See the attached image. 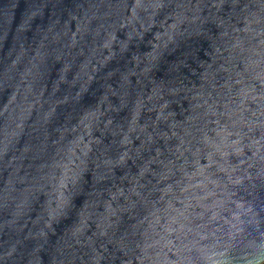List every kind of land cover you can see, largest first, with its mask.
Instances as JSON below:
<instances>
[{
    "label": "water",
    "instance_id": "obj_1",
    "mask_svg": "<svg viewBox=\"0 0 264 264\" xmlns=\"http://www.w3.org/2000/svg\"><path fill=\"white\" fill-rule=\"evenodd\" d=\"M0 264H264V0H0Z\"/></svg>",
    "mask_w": 264,
    "mask_h": 264
}]
</instances>
